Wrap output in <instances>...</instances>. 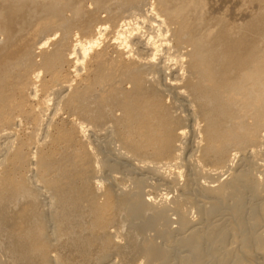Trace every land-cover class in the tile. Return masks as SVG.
Segmentation results:
<instances>
[{"label": "bare ground", "instance_id": "bare-ground-1", "mask_svg": "<svg viewBox=\"0 0 264 264\" xmlns=\"http://www.w3.org/2000/svg\"><path fill=\"white\" fill-rule=\"evenodd\" d=\"M89 1L0 0V264H264V0Z\"/></svg>", "mask_w": 264, "mask_h": 264}, {"label": "rangeland", "instance_id": "rangeland-1", "mask_svg": "<svg viewBox=\"0 0 264 264\" xmlns=\"http://www.w3.org/2000/svg\"><path fill=\"white\" fill-rule=\"evenodd\" d=\"M217 1H218V3H217ZM223 1H224V0H223ZM223 1H221V0H213V3H214V5H217V6H218V4L220 3L221 5H220V4H219V5L222 6V7H223L225 4H226L228 7L231 6V7H229V8H231L230 10H231V12H233V16H234V12H237V11H238V12L240 13V11H241V9H243V7H244V10L247 9L246 12L248 11V7H249L250 10L252 9L251 11H253V8H252V7H254V5H255L254 2H255L256 4H258V1H257V0H235V1H234V0H233V1H232V0H227V1L225 0L226 2H228L229 5H228L227 3H225V4L223 5ZM248 1H249V2H248ZM253 1H254V2H253ZM256 1H257V2H256ZM89 2H90V1L88 0L87 4H88ZM215 2H216V3H215ZM229 2H230V3H229ZM232 2H235L236 5L238 6V7H236L235 4H234L235 9H237V10H235L234 8H233L234 11L232 10V7H234V6L232 5V4H233ZM246 2H247V3H246ZM231 3H232V4H231ZM237 3H238V4H241V5H238ZM251 3L253 4V6H251ZM89 4H90V3H89ZM242 4H244V5H242ZM245 5H247L248 7L245 6ZM249 5H250V6H249ZM92 6H94V5H91V7H92ZM227 6H225V8H222V7H221L220 11L223 10V9H224L223 13H225V12L227 13V12L229 11L227 14L230 15V16L227 15V17H231L232 14L230 13V10L227 8ZM241 7H242V8H241ZM92 8H93V7H92ZM227 9H228V10H227ZM103 10H104V9H101V10H100V11H102V12L99 11L101 15H102V14H103V15L105 14V12H103ZM220 11H219V12H220ZM238 12L235 13V14H238V15H239ZM220 14H222V12H221ZM242 14H243V10L241 11V15H242ZM244 14H245V11H244ZM244 14H243V15H244ZM101 15H99V16L102 17ZM238 15H237V17L241 16V15H239V16H238ZM243 15H242V16H243ZM242 16H241V17H242ZM235 18H236V17H235ZM102 19H103V17H102ZM66 67H67V66H66ZM66 67L64 66V70L67 71V68H66Z\"/></svg>", "mask_w": 264, "mask_h": 264}]
</instances>
